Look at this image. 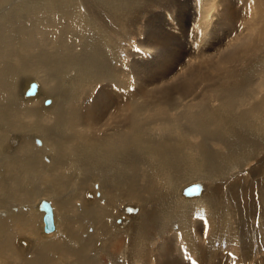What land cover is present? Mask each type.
<instances>
[{
  "label": "bare ground",
  "instance_id": "6f19581e",
  "mask_svg": "<svg viewBox=\"0 0 264 264\" xmlns=\"http://www.w3.org/2000/svg\"><path fill=\"white\" fill-rule=\"evenodd\" d=\"M260 228L264 0H0V264H202Z\"/></svg>",
  "mask_w": 264,
  "mask_h": 264
},
{
  "label": "rangeland",
  "instance_id": "374dc122",
  "mask_svg": "<svg viewBox=\"0 0 264 264\" xmlns=\"http://www.w3.org/2000/svg\"><path fill=\"white\" fill-rule=\"evenodd\" d=\"M135 39L136 38H133V39H131V42L132 43H134L135 42ZM131 42H129V43H131ZM32 75V77L33 78H36L37 80H39L40 81V79H41V74L40 75H37V74H35V73H32L31 74ZM32 82V81H31ZM36 83H37V81H35ZM24 84V83H23ZM27 84V83H26ZM25 86V85H24ZM23 86V87H24ZM37 86H38V84H37ZM22 87V88H23ZM38 94V87L36 88V91H35V93L32 95V96H26L25 95V97H24V94H22V99H32L33 97H35L36 95ZM27 97V98H26ZM16 99V98H15ZM48 101H49V104L48 105H46L44 102H45V99H44V101H42V103H41V106L42 107H44L43 109H47V108H49L51 105H52V98L51 97H47L46 98ZM51 99V100H50ZM17 101V100H16ZM20 105H28V104H23V103H21V102H19V101H17ZM114 107V108H113ZM112 107V109H110L108 112H107V115L106 116H111V115H113V114H120L121 113V110L119 109H115L116 108V106L114 105ZM40 109V108H39ZM119 112V113H118ZM33 144H35V145H38V144H36V140H33ZM45 160V161H44ZM43 161L45 162V164H48V163H50V161L48 162V159H44L43 158ZM198 182H202V181H192V182H190V183H187V184H185L182 188H181V192L180 193H182V189L184 188V187H186V186H188L189 184H191V183H198ZM204 183H206V182H204ZM99 186V184H98V181H96V182H94L93 184H91V185H89L88 186V188L86 189V191H88V192H84L83 194H82V196H83V199L84 200H86V201H100V196H101V192H102V190H100L99 188H100V186ZM98 187V188H97ZM210 188V187H209ZM94 190H95V192H94ZM101 191V192H100ZM91 192V193H90ZM199 192V191H198ZM181 195L182 194H180V199L182 200V201H184V202H187V201H189V202H193V201H191V200H186V199H184V196L183 197H181ZM43 197V198H42ZM186 198V197H185ZM40 199V200H39ZM54 199V198H53ZM52 198H50L49 196H40L39 198H36L35 199V202L33 203V206H32V209H33V211H35V213L39 216V218H38V223H37V226H38V235H42L44 238H49V237H52L54 234H55V231L54 232H52L51 234H49V235H47V234H45L44 232H43V230H42V221H41V216H42V211H40L39 209H38V206H39V203H40V201L41 200H46V201H48V202H50L49 204H51L50 206L52 207V209H53V211H56L55 213H58L57 215L60 217L61 215H60V213H59V211H58V209H56L55 207V205H56V199H54L53 200ZM98 199V200H97ZM39 201V202H38ZM52 201V202H51ZM74 201V200H73ZM72 201V206L74 207V209L75 208H78V205L80 204V203H82L81 201H79V200H76L75 202H73ZM78 201V202H77ZM38 202V203H37ZM54 203H55V205H54ZM76 203V204H75ZM34 204H36V205H34ZM74 204V205H73ZM140 205V204H139ZM55 206V207H54ZM80 207V206H79ZM54 208L56 209V210H54ZM23 209V208H22ZM39 211V212H38ZM76 211V210H75ZM5 212V211H4ZM74 212V211H73ZM54 213V214H55ZM2 215V214H1ZM5 215H6V212H5ZM54 217L56 218V219H58V221H60V219H61V217H60V219L58 218V217H56V215H54ZM54 218V219H55ZM116 219V220H115ZM114 220V225H116V226H119V222H120V218H115ZM195 219H197V220H201V218L200 217H197V218H195ZM118 220V221H117ZM56 221V222H55ZM57 220H54V222H55V224H57V222H58ZM252 222H253V220H251ZM250 221V222H251ZM251 222V223H252ZM40 223V224H39ZM57 226V225H56ZM89 229V230H88ZM87 230H85V234L87 233V234H90L89 232H92L93 231V227L92 226H90V228H88ZM90 229H92L91 231H90ZM95 229V228H94ZM87 231V232H86ZM201 231V232H200ZM204 234H203V233ZM206 231H204V229H199V233H197L196 235L199 237H197L198 239L197 240H199L200 239V241H199V245L201 246V247H199L200 248V250H204V248H205V246H206V241H207V237H208V234L207 233H205ZM247 233H249V235H247V236H244L242 239H240V237H239V235H237L236 237H231V242L233 243H226L225 241H222V246L220 245L219 247H217L218 248V250H222V251H225L227 254V256H224V255H222L221 254V256H220V254H215V257L214 256H209V255H206V257L204 258V260L205 261H203L202 262V264H208V262H209V260H210V262L209 263H211V264H218V263H222V264H264V234H262L261 233V228L259 229V230H254V229H249L248 231H246V234ZM205 235V236H203V235ZM202 236V237H201ZM202 239V240H201ZM202 241V242H201ZM201 242V243H200ZM241 242H243V244L246 246V244H247V246L249 247V249L251 250L252 249V256H248V257H245V259H247L246 261H244V263H241V256H240V254L243 252L242 251V249L240 248L241 247ZM246 246V247H247ZM248 247H247V249H248ZM254 249H256V251L254 252ZM181 253H182V251H181ZM254 253H255V255H254ZM181 255H183V254H181ZM188 255V254H187ZM186 254H184L183 256L185 257V256H187ZM218 255V256H217ZM182 256V257H183ZM209 256V257H208ZM257 256V257H256ZM189 257V261H191V260H194V258L192 257V256H188ZM188 257H185L186 259L188 258ZM210 257H212V259L210 258ZM217 257H218V259L219 260H216L217 259ZM253 257H256L257 259L255 260H252V258ZM223 258V259H222ZM177 259V256H176V251H173L172 252V254L167 258V260H176ZM198 259V258H197ZM209 259V260H208ZM214 259V260H213ZM199 260V259H198ZM197 260V262H195L196 264H200V261L201 260H199L198 261ZM221 260H224V262H222ZM214 261V262H213ZM213 262V263H212ZM140 264V263H139Z\"/></svg>",
  "mask_w": 264,
  "mask_h": 264
},
{
  "label": "water",
  "instance_id": "95a60500",
  "mask_svg": "<svg viewBox=\"0 0 264 264\" xmlns=\"http://www.w3.org/2000/svg\"><path fill=\"white\" fill-rule=\"evenodd\" d=\"M37 88V83L32 81L28 84L27 89L24 92L26 96H32ZM49 101L46 99L44 103H48ZM200 189V185L198 183H191L188 186L182 189V195L192 196L195 195ZM38 209L42 211L41 221H42V230L45 233H48L53 230V220H52V210L48 201L41 200L38 206ZM127 212H131L130 209L126 210ZM118 221V220H117Z\"/></svg>",
  "mask_w": 264,
  "mask_h": 264
},
{
  "label": "snow or ice",
  "instance_id": "6c2138e0",
  "mask_svg": "<svg viewBox=\"0 0 264 264\" xmlns=\"http://www.w3.org/2000/svg\"><path fill=\"white\" fill-rule=\"evenodd\" d=\"M193 264H195V262H193Z\"/></svg>",
  "mask_w": 264,
  "mask_h": 264
}]
</instances>
